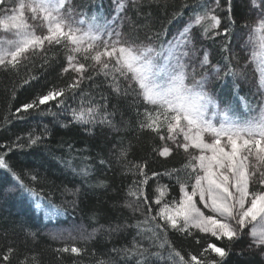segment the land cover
<instances>
[{"label": "trees", "instance_id": "obj_1", "mask_svg": "<svg viewBox=\"0 0 264 264\" xmlns=\"http://www.w3.org/2000/svg\"><path fill=\"white\" fill-rule=\"evenodd\" d=\"M74 2L83 5L76 11L82 12L85 19L98 15L103 23L105 15L111 14V0ZM198 2L203 4L204 0ZM12 3L13 0H6L4 5ZM233 3L234 24L230 25L228 0H220L222 11L216 14L222 27L218 26L217 31L222 33L228 28L238 38L247 29L245 26H249L251 0H233ZM215 4L216 0H208L209 7L214 8ZM126 9L122 34L128 43H156L159 47L186 17L202 11L197 8L196 0H135ZM241 28L243 31L239 32ZM194 38L209 51L210 62L220 69L214 80L218 101L231 98L235 80L241 89L240 98L247 95L252 105L254 89L246 82L247 71L240 66V56L235 50L238 39L226 45L228 37L213 40L204 34L200 25L194 30ZM226 46L229 51L224 50ZM45 47L47 51L33 50L37 53L35 56L28 54L29 60L19 70L10 72L0 66V144L11 145L20 137V142L26 145L13 148L7 156L19 181L8 170L0 169V264H4L2 257L9 248L12 249L10 264H137L143 260L148 264H174L168 259L170 249L158 247L165 239L182 255L200 253L211 242L225 250L231 248L224 264H264V252L253 246L245 235L229 242L196 230H193L194 235H186L172 228L167 232L156 229V224H163V220L157 217V221H152L151 217L165 203L169 209L175 207L179 186L176 175H161L156 179L152 178V173L177 170L183 182L186 178L184 166L194 156L190 155V150H175L170 141L167 144L173 147V154L168 158L159 156V149L165 146L159 135H167V126L162 127L159 135L141 127L145 113L155 114V110L143 100L138 87L132 84L134 90L129 88L128 79L120 77L116 81L120 88L117 92L111 75L93 73L92 81L84 80L77 93H67L64 109L58 107L57 101H50L17 119L15 109L21 103L31 102L38 95L52 88L65 87L78 78L76 73H61L67 66L70 51L64 41ZM32 77L38 79H32L29 85L23 83ZM94 105H99L97 111L89 114L88 109ZM231 108L237 116L247 118L249 115L248 103L243 100ZM73 110L83 111L85 120H73ZM44 126H47V133L43 131ZM30 134L41 136L42 142L28 147ZM178 139L183 142L181 135ZM123 149H127L126 155L120 157ZM7 152V147L0 148V154ZM138 166L149 177L147 186L135 183L144 178ZM20 181L32 192L20 189ZM11 185L18 190L5 195L3 189ZM161 185L164 195L157 205L156 189ZM137 189L148 194L149 205L143 203V197L130 194ZM49 202L61 212L54 219L52 213H46ZM149 206L151 212L147 210ZM153 231L158 232V238L152 236ZM134 244L139 245L140 251L133 247ZM73 246L81 251L72 253ZM64 248L69 250L64 252ZM212 256L219 259L214 253Z\"/></svg>", "mask_w": 264, "mask_h": 264}, {"label": "snow or ice", "instance_id": "obj_2", "mask_svg": "<svg viewBox=\"0 0 264 264\" xmlns=\"http://www.w3.org/2000/svg\"><path fill=\"white\" fill-rule=\"evenodd\" d=\"M251 2L253 6L251 10L257 11L259 17V28L264 29V0ZM5 3L6 0H0V8ZM196 5L202 11L189 15L190 23L179 33V37L175 41H169L166 49L153 54L152 48L141 50L131 46L117 30L119 25L115 21L124 19L123 15L113 18L112 21L106 19L104 23H100L98 15L81 21L78 16L84 14L82 12L78 14L76 9L82 8L83 5L75 4L74 0H19L15 7L4 9L3 18L0 19V26L15 30L17 37L0 40V66L10 72L13 69L19 70L29 60V55L26 54L37 55L35 51L30 53V50L47 51L45 42L49 45L53 43L60 45L65 41L66 47L71 46L66 58L67 66L61 69V73H76L78 78H74L73 82L65 87L52 88L38 95L31 102L21 103L15 109L14 115L17 119L39 110L41 105H46L50 101H57L58 107L64 109L67 93L69 91L77 93L84 80L92 81L93 73L98 75L103 72L105 77L111 75V83L117 92L120 88L116 81L120 77L137 82L143 90V100L155 110V114L152 111L145 113L141 127L159 135L162 127L167 126V135H159V139L165 141V146L159 149V156L168 158L173 154V147L167 144L169 141L175 145V150L183 149L188 152L190 147L200 150V154L192 157L184 166L186 178L183 182L179 179L180 173L177 170L164 174L152 173V178L156 179L161 175L169 177L176 175V183L179 186V200L175 207L169 209L165 203L164 207L151 217L152 221H157V217L163 220V224H156V229L167 232L168 228H172L186 235H194L193 230H196L199 233L210 234L216 240L227 239L229 242L238 240L241 235H251L253 244L264 249V106L258 105L259 112L253 115L255 109L252 108L247 95L240 98L241 89L235 80L231 98L217 101L212 94L205 91L207 83L210 82L208 78L201 77L196 80L194 75L189 74L187 68L190 65L187 61L198 58L193 55L195 46L190 51H181V48L187 46L188 42L183 38L188 35L193 24L203 27L204 34L213 40L216 37H228L226 45H230L231 40L237 38V34L229 32L228 28L222 33L217 31L218 26L222 27L221 19L216 14L222 11L220 0H216L214 8L208 6V0H204L203 4L196 0ZM114 10L117 13L127 11L121 0H116ZM25 12L31 14L28 19L34 23L29 24L26 21ZM227 12L230 25L234 24L233 0H228ZM45 25L46 35H37L35 31L30 30L42 29ZM238 31L242 32L243 29ZM259 43L261 49L259 55L264 56V35L259 36ZM224 50L230 49L226 46ZM208 56V52L204 51L200 64L202 69L207 66L209 76H212ZM104 57L109 59L105 60ZM113 58V67L109 68ZM89 60L93 63L89 64ZM44 62L48 64L47 59ZM215 74L218 75V71ZM231 75L235 76V73ZM32 79L38 78L32 77L23 83L29 85ZM129 88L134 90L131 83ZM81 98H85L82 92ZM261 98L264 99V93L261 94ZM241 100L248 103L247 118L237 116L232 111L231 105ZM221 104L225 107L221 108ZM98 107L99 105L90 107L88 113L96 112ZM71 114L75 121L85 120L83 111L73 110ZM43 131L47 133V126H44ZM181 133L183 142L178 139ZM205 134L213 137L212 142L206 141ZM20 141L21 138L17 137L11 145L0 144V148H8L7 153L0 154V169L8 170L18 181L19 176L12 170L7 156L13 148L26 146ZM41 142L42 138L39 135L30 134L27 137L28 147ZM126 152L127 149L121 150L119 156L124 157ZM138 169L144 178L135 183L147 186L149 181L147 173L142 167L138 166ZM32 179L36 180V177L33 176ZM19 187L32 192L23 181H20ZM163 187L161 185L156 189L157 205L161 203L160 197L164 195L161 191ZM17 190L15 185L3 189L5 195L15 193ZM130 194L143 197V203L149 205L150 198L145 191L137 189L136 193ZM48 210L53 215L60 213V209L51 202L48 203ZM147 210L151 212L152 208L149 206ZM249 228L251 232L248 231ZM152 236L158 238V232L153 231ZM133 247L140 251L138 244H134ZM158 247L170 249L168 259L174 264H224L231 251V248L225 250L215 243L208 242L200 253L182 255L181 251L175 250V245H170L166 239L161 241ZM68 250L62 249L64 252ZM80 251L75 246L71 247L72 253ZM11 252L12 249L9 248L3 255L4 264H10ZM213 253L219 259L214 258ZM137 264H148V261H138Z\"/></svg>", "mask_w": 264, "mask_h": 264}, {"label": "rangeland", "instance_id": "obj_3", "mask_svg": "<svg viewBox=\"0 0 264 264\" xmlns=\"http://www.w3.org/2000/svg\"><path fill=\"white\" fill-rule=\"evenodd\" d=\"M135 1V0H134ZM111 14L110 15H105L106 19L108 21H112L113 18L119 16V15H123L124 19H117L115 21V23L117 25H119V27L117 28L118 31L121 32L122 34V30L123 27L125 26V22H126V12L122 10L121 13H117L114 8H115V4H116V0H111ZM122 3L125 4L126 8L128 4H131V2H133V0H121ZM259 2V0H258ZM19 3V0H13V3L11 5H4L3 6V10L4 9H11L13 7H15L17 4ZM253 8L252 6V2L250 4V9H249V18H250V22H249V26L250 27H246L247 29L244 31V33H241L240 36H238V40L236 41V46H235V50L237 51L238 55L240 56V66H242L245 71H247L246 76V82L254 89L253 94L251 97L252 98V106L253 109H255V111L252 113L253 115L258 114L259 112V107L260 106H264V99L261 98V94L264 93V56L259 55L261 49H260V43H259V36L260 35H264V29H260L259 28V17L257 15V11H253L251 10ZM1 11L0 13V19L3 18L4 15V11ZM11 14V13H8ZM79 14V13H78ZM30 13L25 12V18L26 21L29 24L34 23L33 21H31L30 19H28V17H30ZM78 18L83 21L85 20V18L83 16H78ZM186 21L175 28V30L173 31V33L165 40L164 45L159 47L156 43H148V42H144V43H133L130 44L133 47H137L140 48L141 50L146 49V48H152L154 49V53L157 52H161L162 49H166L168 46V42L169 41H175V39L177 37H179V33L182 32L184 30L185 27L188 26V24L190 23L188 20V17H186L185 19ZM105 22V21H104ZM103 22V23H104ZM78 26V25H77ZM197 28V25L193 24L192 27L189 30V33L186 37H184V40H187V46L186 47H182L181 51H190L193 50V46H195V51L193 53L194 57H198V58H194L191 60H188L187 63L188 65H190L187 68V71L189 72L190 75H194L196 80L201 79V77H206L210 80L209 83H207L206 87H205V91H208L210 94H212L213 98L217 99L216 94H214V80L215 77H217L220 74V69L217 65L212 64V62H210V54L208 51V64L212 66V76H209V69L207 66H205L203 69L201 68V64L200 61L203 60L204 57V48H202L201 42L194 38V30ZM31 31H35L37 35H46L47 34V25H45L42 29H37V28H32L30 29ZM123 36V34H122ZM17 37L15 36V30H11L6 26H0V40H7V39H16ZM65 47L67 42H65ZM47 44V42H45V45ZM70 45L67 46V49L70 50ZM103 50V49H101ZM33 50H30V52ZM95 53H93L94 55ZM28 55V54H26ZM105 60H108V57H104ZM93 63V62H92ZM114 64V58H113V63L109 64V67H113ZM193 69H195V73H193ZM218 71V75H216L215 73ZM129 76H131V73L128 74ZM128 81L133 84L134 86L138 87V89L141 92V95L143 97V90L140 89L139 84L135 81H131L128 79ZM189 83H191V80H189ZM221 108H224L225 105L221 104L220 105ZM216 123L218 124V121H216ZM183 138V134H180ZM205 138L207 142H212L213 137L205 134ZM190 155L193 156H198L200 154V150L199 149H194L191 148L189 149ZM36 204V203H35ZM36 209H38V206L36 204ZM45 207V205H44ZM174 208V207H173ZM172 208V209H173ZM39 210V209H38ZM47 215L50 214L51 212H49V210L46 211ZM207 214V213H206ZM53 215V214H51ZM56 215H61V212L59 214ZM56 215H53L51 218H55ZM257 227H259V225H257ZM249 232H251V228L248 229ZM248 239V241L253 245V238L251 237V235H245ZM257 247V246H255ZM259 248V247H258ZM262 251L264 252V249H262ZM264 254V253H263Z\"/></svg>", "mask_w": 264, "mask_h": 264}]
</instances>
